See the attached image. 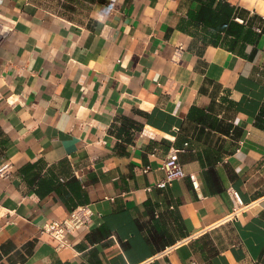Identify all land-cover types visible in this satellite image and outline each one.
<instances>
[{
	"label": "crops",
	"instance_id": "1",
	"mask_svg": "<svg viewBox=\"0 0 264 264\" xmlns=\"http://www.w3.org/2000/svg\"><path fill=\"white\" fill-rule=\"evenodd\" d=\"M66 1L0 0V264H264V0Z\"/></svg>",
	"mask_w": 264,
	"mask_h": 264
},
{
	"label": "built area",
	"instance_id": "2",
	"mask_svg": "<svg viewBox=\"0 0 264 264\" xmlns=\"http://www.w3.org/2000/svg\"><path fill=\"white\" fill-rule=\"evenodd\" d=\"M183 46H177L174 55L179 57L182 53ZM179 149L174 148L169 153L168 157L164 160L162 168L165 170L166 176L164 179L158 182V186L165 187L170 181L176 178H183L188 175L185 171L183 164L179 160L178 155ZM10 172V165L8 163L4 164L0 168L1 175H7ZM191 182L194 187H199V180L194 174L189 175ZM233 197V211L232 215L236 216L240 211L245 209L248 204L245 203L236 189H231ZM94 210L89 204L78 205L73 208L70 213L63 219L53 220L47 222L42 227V232H48L55 236L60 244L70 245V242L66 238V232L74 231L80 227L89 228L93 221Z\"/></svg>",
	"mask_w": 264,
	"mask_h": 264
},
{
	"label": "rangeland",
	"instance_id": "3",
	"mask_svg": "<svg viewBox=\"0 0 264 264\" xmlns=\"http://www.w3.org/2000/svg\"><path fill=\"white\" fill-rule=\"evenodd\" d=\"M96 0H67L63 13L73 20L84 21Z\"/></svg>",
	"mask_w": 264,
	"mask_h": 264
},
{
	"label": "trees",
	"instance_id": "4",
	"mask_svg": "<svg viewBox=\"0 0 264 264\" xmlns=\"http://www.w3.org/2000/svg\"><path fill=\"white\" fill-rule=\"evenodd\" d=\"M202 10H204V7L202 8Z\"/></svg>",
	"mask_w": 264,
	"mask_h": 264
}]
</instances>
